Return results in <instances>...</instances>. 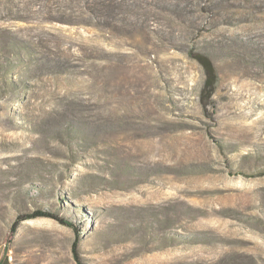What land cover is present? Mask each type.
<instances>
[{
	"label": "rangeland",
	"instance_id": "1",
	"mask_svg": "<svg viewBox=\"0 0 264 264\" xmlns=\"http://www.w3.org/2000/svg\"><path fill=\"white\" fill-rule=\"evenodd\" d=\"M35 209L68 224L12 228ZM73 244L264 264V0H0V264H78Z\"/></svg>",
	"mask_w": 264,
	"mask_h": 264
},
{
	"label": "trees",
	"instance_id": "2",
	"mask_svg": "<svg viewBox=\"0 0 264 264\" xmlns=\"http://www.w3.org/2000/svg\"><path fill=\"white\" fill-rule=\"evenodd\" d=\"M190 55L195 58L198 63L201 65L203 71H204V83H203V87L200 91V102L205 105L208 98L210 97V95L213 92L215 83H216V73L214 70V66L213 63L211 61V59L200 52H190ZM37 216H47V217H51L56 219L57 221H59L60 223L63 224H68V221L61 217L60 215L53 213L51 211H47V210H43V209H35L31 212H27V213H23L20 214L17 219L14 221L12 228L15 227L16 222H18L19 220H23V219H27V218H33V217H37ZM73 256L75 258V260L78 262V264H82L80 262V258L78 256V253L75 250V244H73Z\"/></svg>",
	"mask_w": 264,
	"mask_h": 264
}]
</instances>
